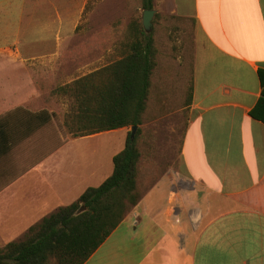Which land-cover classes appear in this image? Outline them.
I'll return each mask as SVG.
<instances>
[{
    "label": "crops",
    "instance_id": "obj_1",
    "mask_svg": "<svg viewBox=\"0 0 264 264\" xmlns=\"http://www.w3.org/2000/svg\"><path fill=\"white\" fill-rule=\"evenodd\" d=\"M154 9V33L187 41L175 54L191 57L192 103L182 118L165 107L167 95L146 131L148 106L139 128L142 137H159L164 172L142 177L140 202L85 264H166L173 254L179 264H264V122L251 115L263 90L264 0H154ZM49 33L40 39L56 40L59 49L76 36L61 25ZM8 77L0 103H37L11 95L9 88L23 84ZM170 116L182 123L160 129L158 121ZM61 126L55 113L13 150L14 176L0 180V247L103 183L129 133L74 138ZM121 131L125 136L109 137ZM39 134L40 154L28 163L18 154ZM31 192L40 196L26 202Z\"/></svg>",
    "mask_w": 264,
    "mask_h": 264
},
{
    "label": "trees",
    "instance_id": "obj_2",
    "mask_svg": "<svg viewBox=\"0 0 264 264\" xmlns=\"http://www.w3.org/2000/svg\"><path fill=\"white\" fill-rule=\"evenodd\" d=\"M142 9H154V0H142ZM143 13L132 21L129 37L114 47L118 59L55 89L73 99L62 123L70 136L130 128L125 148L113 158V173L0 247V264H85L140 202L141 129L132 138L131 128L144 123L159 54L143 26ZM260 73L262 95L251 115L264 122V71ZM192 98L190 86L188 105ZM54 117L47 108L24 106L0 115V180L14 174L9 168L13 150Z\"/></svg>",
    "mask_w": 264,
    "mask_h": 264
},
{
    "label": "rangeland",
    "instance_id": "obj_3",
    "mask_svg": "<svg viewBox=\"0 0 264 264\" xmlns=\"http://www.w3.org/2000/svg\"><path fill=\"white\" fill-rule=\"evenodd\" d=\"M142 13V0H0V94L5 90L4 78L9 76V79H17L23 84L22 88L16 89L18 92L9 88L10 94L11 91L17 95L25 93V98H30L28 101L37 99L34 104L21 100L16 103H0V115L17 106L35 110L47 108L56 113L57 121L62 125L73 99L55 93L56 87L118 59L119 55L113 53L114 47L129 37L132 21L141 18ZM155 18L156 15L153 21ZM60 25L76 35L64 47L59 49L54 39H40L48 36L50 31L56 30ZM149 33L158 38L160 56L157 57L159 66L154 74V85L148 104L150 106L144 128L146 131L149 130L147 124L158 106V101L167 95L169 101L164 104L165 107L178 109L179 117L186 116L192 76L191 57L187 54L176 55L182 47H189L186 45L187 41L169 39L164 32L154 33L151 30ZM174 58L179 61L174 62ZM176 121L182 123V120L173 116L162 118L157 126L160 129L169 127ZM125 134L126 132L121 131L109 137ZM143 137H139L142 156L138 181L145 175L156 177L164 172V154L159 151V137L147 135L142 141ZM25 149L18 155L30 163L40 154V134ZM178 154H172L174 160ZM150 164L154 165L149 172ZM38 196L39 192H31L26 202L34 201ZM10 236L15 238L13 233Z\"/></svg>",
    "mask_w": 264,
    "mask_h": 264
},
{
    "label": "water",
    "instance_id": "obj_4",
    "mask_svg": "<svg viewBox=\"0 0 264 264\" xmlns=\"http://www.w3.org/2000/svg\"><path fill=\"white\" fill-rule=\"evenodd\" d=\"M155 9H146L144 10V13H143V26L146 30V32H151L152 30V27H153V17H154V14H155ZM139 126H133L131 128L132 130V138L135 137V134H136V130L138 129Z\"/></svg>",
    "mask_w": 264,
    "mask_h": 264
},
{
    "label": "clouds",
    "instance_id": "obj_5",
    "mask_svg": "<svg viewBox=\"0 0 264 264\" xmlns=\"http://www.w3.org/2000/svg\"><path fill=\"white\" fill-rule=\"evenodd\" d=\"M166 264H179V257L176 254H173L166 259Z\"/></svg>",
    "mask_w": 264,
    "mask_h": 264
}]
</instances>
